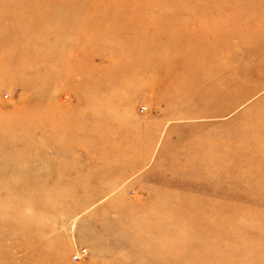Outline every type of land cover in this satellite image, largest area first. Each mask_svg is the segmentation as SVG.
Listing matches in <instances>:
<instances>
[{
  "label": "rangeland",
  "instance_id": "obj_1",
  "mask_svg": "<svg viewBox=\"0 0 264 264\" xmlns=\"http://www.w3.org/2000/svg\"><path fill=\"white\" fill-rule=\"evenodd\" d=\"M0 264H264V0H0Z\"/></svg>",
  "mask_w": 264,
  "mask_h": 264
}]
</instances>
